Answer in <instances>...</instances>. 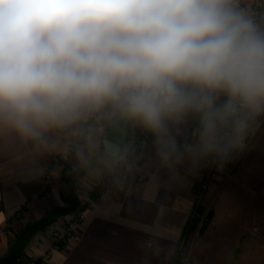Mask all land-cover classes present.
<instances>
[{
	"label": "clouds",
	"instance_id": "obj_1",
	"mask_svg": "<svg viewBox=\"0 0 264 264\" xmlns=\"http://www.w3.org/2000/svg\"><path fill=\"white\" fill-rule=\"evenodd\" d=\"M139 128L165 160L227 164L264 127V17L245 0H0V127L37 146Z\"/></svg>",
	"mask_w": 264,
	"mask_h": 264
},
{
	"label": "crops",
	"instance_id": "obj_2",
	"mask_svg": "<svg viewBox=\"0 0 264 264\" xmlns=\"http://www.w3.org/2000/svg\"><path fill=\"white\" fill-rule=\"evenodd\" d=\"M105 131L108 127L96 128L98 135ZM72 144L76 151L68 164L73 170L89 166L94 157V167L75 179L85 203L91 186L104 177V161L116 164L119 157L104 152L91 157L86 129L61 134L51 146L41 147L0 127V257L9 253L25 225L66 204V161L57 157ZM143 173L148 174L141 179ZM199 200L211 210V221L183 243ZM180 245L181 264L264 263V127L228 173L219 171L209 179L203 162L165 161L152 142L86 210L66 247L54 249L47 229L31 240L24 256H46L48 264H171Z\"/></svg>",
	"mask_w": 264,
	"mask_h": 264
},
{
	"label": "built area",
	"instance_id": "obj_3",
	"mask_svg": "<svg viewBox=\"0 0 264 264\" xmlns=\"http://www.w3.org/2000/svg\"><path fill=\"white\" fill-rule=\"evenodd\" d=\"M245 3L251 7L259 17H264V0H245ZM254 135V134H253ZM252 135V136H253ZM251 136V137H252ZM250 137V138H251ZM249 138V139H250ZM153 142V138L151 135L142 132L140 136L137 138L135 143L131 146L127 153H121L119 156V161L113 167V169L109 172V174L104 178V180L94 189V194L91 195L90 200L85 202L82 206L72 213V219L68 222L64 227H60L57 222L53 223L49 228L52 229L51 233L53 248L60 249L61 242L65 244L64 247L68 245V243L76 237L78 228L84 223L86 219V210L92 205L94 201H96L101 195L105 194L107 191L111 189L114 182L119 178L122 171L129 165V163L133 162L138 158V155L141 151L145 150L151 143ZM127 144V143H126ZM70 149H73L71 147ZM242 153V152H241ZM236 154L233 159L227 164H223L220 162H203V165L206 170V176L209 179L216 172H224L228 173L235 162L238 160L240 154ZM70 155L68 153L63 154L60 157H57V161H67L69 160ZM148 173H143L141 175V179L147 176ZM49 181L52 182L51 175L48 176ZM207 186V182L202 183V188L205 189ZM47 257L43 256L37 259L27 258L22 256L19 260L18 264H48Z\"/></svg>",
	"mask_w": 264,
	"mask_h": 264
},
{
	"label": "water",
	"instance_id": "obj_4",
	"mask_svg": "<svg viewBox=\"0 0 264 264\" xmlns=\"http://www.w3.org/2000/svg\"><path fill=\"white\" fill-rule=\"evenodd\" d=\"M130 128L128 127L121 131L118 127H108L105 138L119 143L123 149L129 140ZM89 169L90 165L63 174V180L67 185L66 204L51 209L43 217L25 225L11 244L9 253L0 257V264H18L20 258L24 256L29 243L38 233L45 232L49 226L60 218L74 213L79 208L81 198L77 191L75 179L85 175Z\"/></svg>",
	"mask_w": 264,
	"mask_h": 264
},
{
	"label": "trees",
	"instance_id": "obj_5",
	"mask_svg": "<svg viewBox=\"0 0 264 264\" xmlns=\"http://www.w3.org/2000/svg\"><path fill=\"white\" fill-rule=\"evenodd\" d=\"M132 128V127H131ZM130 128V131H131ZM94 158V157H93ZM93 158L91 159L89 165L90 167H92L93 165ZM68 171H74L73 168L69 165H67V167H65L64 172H68ZM66 192H67V186H66ZM66 192L64 193V197L66 198ZM91 195L94 194V192L91 191L90 193ZM84 204L83 201L80 202V206H82ZM212 218V212L211 210H208L207 208H205V206L202 204V201H198V203L196 204V207L193 211V214L187 224V227L185 229L184 235H183V243H186L189 239L190 236L194 233L197 232V230L201 233L205 230V228L208 226L209 222L211 221ZM14 240H12L13 243ZM11 243V244H12ZM182 245V242H181ZM181 245L178 248V250L176 251L171 264H181L184 255L181 249ZM61 248H64L65 244L61 242L60 244ZM264 264V263H263Z\"/></svg>",
	"mask_w": 264,
	"mask_h": 264
},
{
	"label": "rangeland",
	"instance_id": "obj_6",
	"mask_svg": "<svg viewBox=\"0 0 264 264\" xmlns=\"http://www.w3.org/2000/svg\"><path fill=\"white\" fill-rule=\"evenodd\" d=\"M107 132L108 131H105V135L104 137L107 136ZM143 131L139 128H131V131H130V137H129V140L127 142V144L125 145V147L123 148V151H122V154L123 153H127L128 150L131 148V146L135 143V141L137 140V138L140 136V134L142 133ZM73 149H69L66 153H68L70 155V158L69 160H67L66 162H63L62 164H64V168L67 167V165H69L68 163L71 161V158H72V155L75 153L76 149L74 147V144H72ZM149 147V146H148ZM148 147L145 149L147 150ZM103 151H94L93 152V155L91 157H93L94 155L98 154V153H102ZM137 160V159H136ZM136 160H134L133 162L129 163V165L122 171V173L132 164L134 163ZM116 164L112 163V162H109V161H104V164L102 165L105 169V172H104V177L99 181L97 182L96 184L92 185L91 186V189H90V192L94 191V189L97 188V186L104 180V178L109 174V172L113 169V167L115 166ZM101 166V167H102ZM94 167V166H93ZM122 173L120 175H122ZM72 219V214H69L68 216H64L62 218H60L57 223L60 227H64V225H67L69 221H71ZM49 228H51L49 226ZM48 228V229H49ZM50 230V233L53 232L52 229H49ZM52 231V232H51Z\"/></svg>",
	"mask_w": 264,
	"mask_h": 264
}]
</instances>
